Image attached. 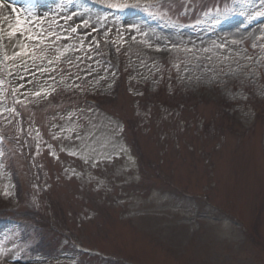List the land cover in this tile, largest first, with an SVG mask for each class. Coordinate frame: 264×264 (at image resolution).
Here are the masks:
<instances>
[{
  "label": "rangeland",
  "instance_id": "rangeland-1",
  "mask_svg": "<svg viewBox=\"0 0 264 264\" xmlns=\"http://www.w3.org/2000/svg\"><path fill=\"white\" fill-rule=\"evenodd\" d=\"M125 1L6 0L39 41L28 69L0 61V264H111L49 213L130 264H264V0L99 3ZM18 207L42 210L28 243Z\"/></svg>",
  "mask_w": 264,
  "mask_h": 264
},
{
  "label": "bare ground",
  "instance_id": "bare-ground-1",
  "mask_svg": "<svg viewBox=\"0 0 264 264\" xmlns=\"http://www.w3.org/2000/svg\"><path fill=\"white\" fill-rule=\"evenodd\" d=\"M43 6V5H42ZM21 14L18 12H11L8 7H6V0H0V24L3 25V30L5 34L2 36L0 33V61L8 62V64L15 70L28 69L29 66L33 65L28 49L24 50L22 45L24 42H29V39L25 38L23 34H16L14 37L9 35L12 30L9 26L16 23L17 17L20 18ZM1 30V29H0ZM36 32L31 29L26 33L27 36H34ZM6 40L5 43L3 41ZM22 55H17V53H24ZM12 57H15L14 59Z\"/></svg>",
  "mask_w": 264,
  "mask_h": 264
},
{
  "label": "snow or ice",
  "instance_id": "snow-or-ice-1",
  "mask_svg": "<svg viewBox=\"0 0 264 264\" xmlns=\"http://www.w3.org/2000/svg\"><path fill=\"white\" fill-rule=\"evenodd\" d=\"M107 6L109 8H114V9H126V8H137L139 7V4L137 3H109ZM25 24H26V21H23L21 18L17 17L15 26L14 27L11 25L9 26L12 29L9 32V35L14 37L17 34V32L24 34L27 31L25 28ZM73 31H76V29L74 28ZM26 38L29 40L39 41V37H35V36H27ZM22 54H27V53L26 52L17 53V55H22ZM12 58L14 59L15 57H12ZM36 95H40V93L38 92L36 93Z\"/></svg>",
  "mask_w": 264,
  "mask_h": 264
}]
</instances>
